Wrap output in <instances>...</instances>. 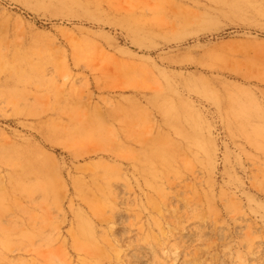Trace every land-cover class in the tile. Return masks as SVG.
<instances>
[{
    "label": "rangeland",
    "instance_id": "obj_1",
    "mask_svg": "<svg viewBox=\"0 0 264 264\" xmlns=\"http://www.w3.org/2000/svg\"><path fill=\"white\" fill-rule=\"evenodd\" d=\"M248 1L0 0V264H264Z\"/></svg>",
    "mask_w": 264,
    "mask_h": 264
},
{
    "label": "bare ground",
    "instance_id": "obj_2",
    "mask_svg": "<svg viewBox=\"0 0 264 264\" xmlns=\"http://www.w3.org/2000/svg\"><path fill=\"white\" fill-rule=\"evenodd\" d=\"M235 1V9L239 10H245L247 11L250 7H255V5L253 3H250L248 0H234ZM133 35L135 37V39L137 41L143 42L146 40H152L154 36H160L162 34V32L160 30H151V31H143L140 28H136L133 30ZM168 114H173V116L177 115V112L173 110H169ZM199 117H201L200 114H198ZM193 137H195V139L197 140V142L199 143V147L200 150L204 153V155L206 156V161L208 163V166L210 168H214V154L216 151V143L215 140L213 139L212 136L209 137V143H203L201 141V139L199 138V130H195L193 132ZM164 254L166 255V257H168V253L164 252Z\"/></svg>",
    "mask_w": 264,
    "mask_h": 264
}]
</instances>
